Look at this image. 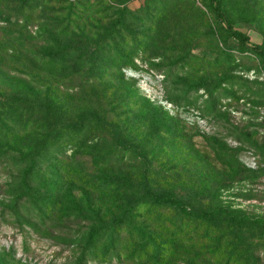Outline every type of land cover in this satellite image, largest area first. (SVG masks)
<instances>
[{"label": "rangeland", "instance_id": "rangeland-1", "mask_svg": "<svg viewBox=\"0 0 264 264\" xmlns=\"http://www.w3.org/2000/svg\"><path fill=\"white\" fill-rule=\"evenodd\" d=\"M52 1L26 32L18 31L22 21L0 22V92L19 96L32 87L43 95L52 88L75 114L101 109L109 115V104L122 108V97L133 91L131 101L152 108L154 116L136 119L127 113L108 120L123 128L141 126L121 134L139 146L128 151L114 144L111 131L99 129L84 134L86 153L67 143L66 151H52L30 177L31 192L24 199L12 193L13 166L1 153L0 264H226L229 252L213 253L204 229L166 209L137 211L142 242L118 232L110 245L107 234L92 230L120 215L128 188L121 185L138 184L143 177L179 192L205 189L222 205L264 219V61L226 35L209 0ZM124 6L136 40L121 33L130 40L123 49L128 59L106 74L100 70L89 78L80 68L48 76L9 44L20 36L26 48L41 53L48 45L45 32L58 15L76 18L59 47L78 46L87 35L109 28ZM144 8L153 19L140 13ZM220 8L234 29L261 43L264 0H220ZM1 10L12 15L0 0ZM161 120L171 130L152 132ZM110 178L116 180L104 182ZM242 259L229 264H264V249L249 263Z\"/></svg>", "mask_w": 264, "mask_h": 264}, {"label": "trees", "instance_id": "trees-1", "mask_svg": "<svg viewBox=\"0 0 264 264\" xmlns=\"http://www.w3.org/2000/svg\"><path fill=\"white\" fill-rule=\"evenodd\" d=\"M1 1L4 2L6 13L12 15H6L1 10L0 22L10 23L12 20L24 22L25 24L18 28L19 33L26 32L27 26L35 22L38 16L42 18L53 2L52 0ZM209 6L215 18L220 21L226 35L240 47L264 61V39L261 43H252L247 35L234 29L221 11L220 0H209ZM147 11L148 9L144 8L140 13L144 15ZM58 13L55 11V14ZM146 14L150 20L155 16L149 12ZM57 16L53 17L51 30L45 32L47 33L45 42L48 45L42 48L41 53L36 52V49L26 48L24 45L26 41L20 36L12 39L14 44H9L16 47L26 58L31 59L35 68L48 76L65 75L68 71L76 73L80 68H84L87 77L90 78L100 70L106 74L110 70L121 69L125 59H128L123 49L130 43L129 39L120 37L121 33L125 32L136 40V37L132 35L134 32L126 25V19L130 16L126 6L117 10L116 20L109 28L102 29L97 36L87 35L86 41L80 42L83 44L78 43L80 44L78 46L66 44L62 48L59 47V38L66 36V30L71 28L76 18L66 17L60 20ZM4 31L6 36L14 38L12 36L14 32L6 29ZM159 34L166 36L165 32H159ZM151 40L153 39L150 37ZM132 46L137 48L139 45L132 44ZM56 96L58 94L53 93L52 88L47 89L43 95L32 87L22 89V95L19 96L5 95L0 92V154H3L6 163L13 166L9 179L12 193L16 194L17 200L24 199L31 192L28 187L30 177L42 163L49 159L52 151L55 154L66 151L67 143L78 152L86 153L89 145L84 134L94 129L111 131L114 144L128 151L132 147L135 148L136 144L133 143V145L122 135L125 132L141 130V126L123 128L117 122L108 120L114 116L123 118L127 113L136 119L148 118V116L152 119L154 116L152 108L145 109L135 102L137 100L131 101V97H135L133 91H129V96L122 97L125 100L121 103L122 108L112 106L110 103L109 115L102 113L101 109L75 114L66 103H60ZM130 104L135 106V111H132ZM161 122L162 120L159 126L151 127V131L158 133L162 131L161 128L164 132L171 130L167 122ZM91 152L94 154L95 150L91 149ZM115 180L110 178L105 179L104 182L112 183ZM121 186L128 188L127 195L122 199L123 208L120 215L92 230L96 236L99 233L107 234L110 245L115 242L118 232L127 233L130 237L142 242L139 238L141 231L134 222L135 216L138 210L149 208L166 209L178 217L192 221L196 227L204 229V237L213 241V253L223 256L225 251L229 252L226 264L237 258H243L242 261L249 263L255 253L264 249V219L222 205L218 197L210 191L192 186L179 192L153 185L147 177H143L138 184ZM178 231L182 236L187 237L181 227Z\"/></svg>", "mask_w": 264, "mask_h": 264}]
</instances>
